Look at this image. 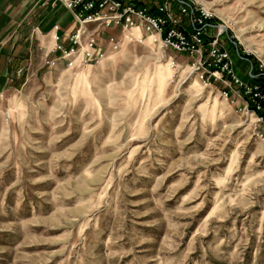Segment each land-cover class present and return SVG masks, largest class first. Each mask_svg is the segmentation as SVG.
Masks as SVG:
<instances>
[{
	"label": "rangeland",
	"instance_id": "obj_1",
	"mask_svg": "<svg viewBox=\"0 0 264 264\" xmlns=\"http://www.w3.org/2000/svg\"><path fill=\"white\" fill-rule=\"evenodd\" d=\"M35 1L0 73V264H264V126L241 96L134 30L69 66L45 31L60 18L67 46L73 17ZM194 1L239 77L241 54L264 72V0Z\"/></svg>",
	"mask_w": 264,
	"mask_h": 264
},
{
	"label": "built area",
	"instance_id": "obj_2",
	"mask_svg": "<svg viewBox=\"0 0 264 264\" xmlns=\"http://www.w3.org/2000/svg\"><path fill=\"white\" fill-rule=\"evenodd\" d=\"M49 1L67 9L76 23L75 29L66 36L69 44L63 45L62 38L56 34L52 47L59 53L58 58L65 59L69 66H73L78 57L90 63H99L105 58L106 52L98 38L102 29L118 28L123 37L129 35L131 41L137 31L163 48L195 56L196 68L208 75V83L211 79L219 81L225 97L232 96L231 92L241 96L244 108L250 109L264 126V117L257 114L264 110V82L252 80L250 72L247 81L239 77L230 53L223 47L220 26L209 21L213 13L194 0ZM108 44L112 50H117L121 41L110 36Z\"/></svg>",
	"mask_w": 264,
	"mask_h": 264
},
{
	"label": "crops",
	"instance_id": "obj_3",
	"mask_svg": "<svg viewBox=\"0 0 264 264\" xmlns=\"http://www.w3.org/2000/svg\"><path fill=\"white\" fill-rule=\"evenodd\" d=\"M27 1L28 0H0V73L9 72V68L11 69V59L19 55L18 47L21 45V42H17V36H20V34L23 33L25 27L24 25H21L20 21L16 23L13 17L16 12L19 15L18 17L24 14ZM39 1L41 3L38 7L46 5L50 11L48 16L50 15L52 18L53 12H56V9H54L55 5L49 0H36L30 11L34 8L36 9ZM58 5L59 4H56V6ZM36 13L37 10L34 11V14ZM69 14L72 16L70 12ZM59 21L60 18L57 17V19L54 20V23L52 22L53 25H48L50 27L47 26L48 29L45 32L49 38L48 43H52L53 41L55 43L54 36L59 34ZM40 26L42 27V24H40ZM55 26H57V29ZM36 30L40 31L38 27H36ZM60 35L65 36L63 34Z\"/></svg>",
	"mask_w": 264,
	"mask_h": 264
},
{
	"label": "trees",
	"instance_id": "obj_4",
	"mask_svg": "<svg viewBox=\"0 0 264 264\" xmlns=\"http://www.w3.org/2000/svg\"><path fill=\"white\" fill-rule=\"evenodd\" d=\"M241 51H239L240 53ZM243 58L248 60L251 64V71L250 73L252 74V80L257 81V82H264V72L259 71L257 67L255 66V60L252 55H245L241 54ZM258 115H262L264 117V110L263 111H258Z\"/></svg>",
	"mask_w": 264,
	"mask_h": 264
}]
</instances>
